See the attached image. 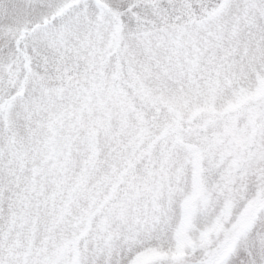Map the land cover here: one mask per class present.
Returning a JSON list of instances; mask_svg holds the SVG:
<instances>
[{
	"label": "snow or ice",
	"instance_id": "obj_1",
	"mask_svg": "<svg viewBox=\"0 0 264 264\" xmlns=\"http://www.w3.org/2000/svg\"><path fill=\"white\" fill-rule=\"evenodd\" d=\"M0 264H264V0H0Z\"/></svg>",
	"mask_w": 264,
	"mask_h": 264
}]
</instances>
